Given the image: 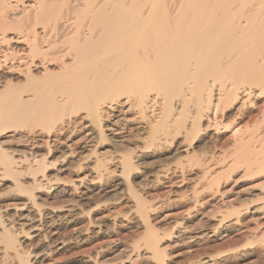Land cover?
I'll list each match as a JSON object with an SVG mask.
<instances>
[{"label":"bare ground","instance_id":"1","mask_svg":"<svg viewBox=\"0 0 264 264\" xmlns=\"http://www.w3.org/2000/svg\"><path fill=\"white\" fill-rule=\"evenodd\" d=\"M142 180L186 186L191 207L211 202L194 228L188 206L167 237L235 230L246 243L227 253L264 257V0H0V264H40L92 239L76 262L103 264L97 249L117 248L111 231L127 219L146 259L165 264L149 222L160 201ZM238 182L258 206L225 198ZM117 191L129 209L96 216V197Z\"/></svg>","mask_w":264,"mask_h":264},{"label":"rangeland","instance_id":"2","mask_svg":"<svg viewBox=\"0 0 264 264\" xmlns=\"http://www.w3.org/2000/svg\"><path fill=\"white\" fill-rule=\"evenodd\" d=\"M193 148H195L196 152L199 151V153L198 152L197 153L200 156L201 155L200 153H202L203 150L199 149V147H197V145H194ZM104 149H106V148H104ZM118 149H121V148H118ZM204 152L205 151H203V153ZM203 153L201 155L202 157H204L203 155H205V153L204 154ZM182 159H183L182 161H184V158H182ZM146 161L149 162L150 165L148 163H145ZM151 161L152 160L147 159V160H145V162H143L144 165L141 166V168H143V169H141L143 172H149L151 170L150 173L152 174L153 171H155L153 169L156 167L157 164H155ZM175 161L177 162V159L176 160L170 159L164 164H168V165L170 164L171 166L172 165L176 166V165H178L177 164L178 162L176 163ZM151 163L153 165H151ZM147 164H148V168H147ZM142 171H141V175L143 173ZM65 176H66V174H62L63 178L67 177V176L66 177ZM142 176L147 177L148 175H146V173H143ZM144 177H142V179ZM144 182H145V184L147 183V181L142 180V182H140V185L143 184ZM143 185L140 186L141 187L140 189L142 190L143 193H145V192L151 193V195L157 196L158 201H160L159 202L160 207L158 208L157 212L154 211V212H152V215H149L150 216L149 222H150V225L154 228V230H156V232L158 233V240L160 241V240L164 239V241L162 240L159 242V247H160L161 251L164 252L163 258H164L165 264H189L193 260L194 261H195V259L197 260L198 257L202 258V255H203V257L207 256V255L213 256L214 257V260L212 262L213 264H215V262H216V264H264V257L260 258L259 256L252 255V254H246L245 255L243 252H242V254H241V252H238V254L237 253L236 254L227 253L228 250L236 248V247L233 248V246H237L238 244L241 245L243 243H246L245 242L246 240L243 239L244 237L241 236L242 237L241 238L238 235V233L236 234L235 230L234 231L232 230L231 232H227V234L226 233L222 234L221 237L213 239L214 241H211L212 239H209L208 241L205 240V242L204 241L198 242L197 244H195V243H187L186 244L185 241H180L179 239H172V238L167 237V235L169 233L168 230H170L169 227L171 226L170 221L172 219L174 220V218L176 219V218H179L180 216L184 215L186 213L185 211L188 210L187 208L190 207L189 211L190 212L192 211V212H191L190 216L187 215L189 218L185 215L184 216L187 218V220H186V223L188 222L187 225L188 226L190 225L191 228H194L195 225L200 223L201 219L204 220L206 218L205 212L207 215L208 213L210 214L213 211V208L211 207V202L207 201V203H205L206 202V200H205L203 203L202 201L198 200L199 204L196 203V205L194 207H191V205L189 206L187 204L188 203L190 204V202H191L190 198L192 199L193 193L190 191V189L186 188V186L183 187L182 189L180 188V190L179 189L176 190L177 192H173L174 193L173 194L171 192L168 193V191L166 192L164 190H157V189L154 190L151 187L146 188V186L143 187ZM243 188H245L244 182H240V183L238 182L235 186H233L231 188H227L226 193H223V195L225 196V198H228L229 200H231V199L235 200L236 194L240 193V194H238V197H237L238 200H237V198L235 201L231 200V203L234 206L232 204L231 205L236 209H242L240 207V205H241V203L246 204V203H244V200L246 202V199H247V202L248 201L253 202L252 204H250V206H252V205L258 206L261 201H258L257 200L258 198L257 199L252 198L253 194H256V193L254 192V193L250 194L247 191H244L245 189H243ZM228 189H229V191H228ZM239 190H240V192H238ZM231 191H233V192H231ZM245 192H246V194H244ZM119 193H120L119 191H117V193L110 192L108 195L107 194L104 195L103 198H99V196L96 197L97 199H95V201L96 200L99 201L96 204L97 205V207H96L97 211L95 210L97 213V214L95 213L96 216L100 217V216L104 215L105 213L108 215L110 213V211L113 214H114V212L116 213V211H117V213L118 212H122V213L126 212L127 207L130 206L131 203L126 202V201H128V198L125 194L122 195L121 193L120 194ZM245 195H246V197H245ZM179 202H181V203H179ZM200 202H201V204H203V206L200 204ZM105 206L107 209L105 208ZM200 206H202V207H200ZM101 207H102V209H101ZM98 209H99V211H98ZM105 209L108 211H106ZM128 209H129V207H128ZM185 209H187V210H185ZM179 211H180V213H179ZM196 211H198V213H196ZM100 213H102V215ZM153 213H155V214H153ZM181 213H183V214L181 215ZM175 215H177V217ZM178 215H180V216L178 217ZM203 216H205V218H203ZM127 220L123 221L122 222L123 224L117 223V225H115V227L112 229L113 231H111L114 234V235L113 234L112 235L118 241L117 248L116 247H110V249L109 248H106V249L103 248V250L97 249V252L100 253V254H98V260L101 263H103V264H126L125 262H128V261H126V259L125 260L123 259L125 256L123 255V252L120 250L122 248L121 246H123V244H125V245H130L133 253L134 254L136 253L134 255L135 256L134 262H132L131 264H134V263L135 264H145L144 260H146V264H151V262H149L150 260L149 261L147 260L148 259L147 258L148 257V255H147L148 250H146L147 247L144 245V242L141 241L142 229L139 228V226H138L139 222H136L134 220L131 221V219L129 221H127ZM247 226H249L248 223H247ZM251 226H253V224H251L249 227H251ZM261 230H264V227H263V229L261 228ZM100 240L102 241V239H99L97 241L95 240V241L101 242ZM169 240L172 243L169 242ZM243 240H245V241H243ZM95 241H94V239H92L91 241H89L90 243L89 242L87 243L88 245L85 244L82 249L79 248L80 252L78 249L79 244H77L78 247H76L77 249L75 248L76 250L72 249V250H68L66 253L65 252L60 253V254L58 253L60 256L58 254H56V255L54 254L53 256L51 255V257L50 256L47 257L43 261V263H40V264H51V263L52 264H78L76 261H77L78 257L80 256L81 252L86 251L88 249V247L90 248V246H92V245L95 246V243H96ZM177 241H179V242H177ZM181 242H185V243L182 244ZM240 242H242V243H240ZM205 243H207V244H205ZM177 244H179V245H177ZM134 245H136V246H134ZM239 245L237 247H239ZM255 246H257L256 248H258V245H253L251 247H248L247 251L249 252L250 248H251V250H254L255 248H253V247H255ZM255 251L256 250H254V252ZM76 252H79V253H76ZM73 254L76 257H73L72 256ZM75 254H77V255H75ZM137 254H138V256H137ZM231 254H233V255L231 256ZM99 255H100V257H99ZM241 255H243V257ZM136 257L137 258L139 257V258L137 259ZM143 257H145V259ZM65 258H68V259H65ZM117 258H119V259H117ZM216 258H218V259L220 258V259L218 260ZM189 259H190V261H189ZM68 260H69V262H68ZM115 260H117V261H115ZM187 260L189 263L187 262Z\"/></svg>","mask_w":264,"mask_h":264}]
</instances>
